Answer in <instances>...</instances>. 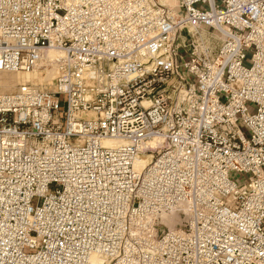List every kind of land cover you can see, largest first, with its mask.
<instances>
[{
  "label": "built area",
  "instance_id": "2783aa9c",
  "mask_svg": "<svg viewBox=\"0 0 264 264\" xmlns=\"http://www.w3.org/2000/svg\"><path fill=\"white\" fill-rule=\"evenodd\" d=\"M49 66L0 92V264H264V0H0V71Z\"/></svg>",
  "mask_w": 264,
  "mask_h": 264
},
{
  "label": "bare ground",
  "instance_id": "6f19581e",
  "mask_svg": "<svg viewBox=\"0 0 264 264\" xmlns=\"http://www.w3.org/2000/svg\"><path fill=\"white\" fill-rule=\"evenodd\" d=\"M59 55H60V53L57 51H50L49 52V56L57 57ZM9 73H11V72H7V71L0 72V90L2 92H5L7 90L10 91L17 84H21L22 82H31L35 78L37 79L39 77V73L34 72V71L24 72V74L22 72H20L19 74H9ZM55 73H56L55 68H53L51 70H47L46 79L52 80L53 77L55 76ZM158 141H159L158 139H152L150 141L151 146H156L159 143ZM105 143L110 144V143H112V141L108 140ZM150 160H151V154L150 153L141 154L136 161V166L138 168H141V167L145 166L147 163H149Z\"/></svg>",
  "mask_w": 264,
  "mask_h": 264
},
{
  "label": "rangeland",
  "instance_id": "374dc122",
  "mask_svg": "<svg viewBox=\"0 0 264 264\" xmlns=\"http://www.w3.org/2000/svg\"><path fill=\"white\" fill-rule=\"evenodd\" d=\"M54 67H47V68H40V69H38V70H34V72H38L39 73V77L36 79H34L33 81H31V82H36V83H41V84H43V85H46L47 87H51V83H52V80H47L46 79V75H47V70H51V69H53ZM47 69V70H46ZM0 72H3V71H0ZM5 72V71H4ZM20 72H22V71H18V72H11V73H9V74H19ZM23 74H24V72H22ZM21 73V74H22ZM23 83H26V82H22L21 84H23ZM19 86V84H17V85H15V87H13V89H11L10 91L9 90H7V91H5V92H11V91H14L15 89H16V87H18ZM0 92H2L1 90H0ZM176 222V219H173V221H172V225H173V223H175Z\"/></svg>",
  "mask_w": 264,
  "mask_h": 264
}]
</instances>
